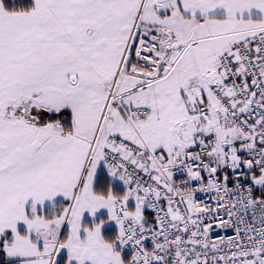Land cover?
<instances>
[{"label":"snow or ice","instance_id":"6c2138e0","mask_svg":"<svg viewBox=\"0 0 264 264\" xmlns=\"http://www.w3.org/2000/svg\"><path fill=\"white\" fill-rule=\"evenodd\" d=\"M0 264H264V0H0Z\"/></svg>","mask_w":264,"mask_h":264}]
</instances>
